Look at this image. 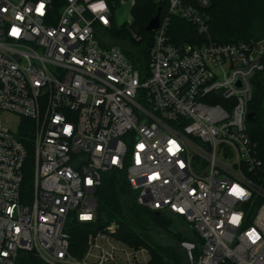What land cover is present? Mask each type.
I'll list each match as a JSON object with an SVG mask.
<instances>
[{
	"label": "built area",
	"instance_id": "2783aa9c",
	"mask_svg": "<svg viewBox=\"0 0 264 264\" xmlns=\"http://www.w3.org/2000/svg\"><path fill=\"white\" fill-rule=\"evenodd\" d=\"M156 1L163 10L141 69L105 33L136 0H0V264H17L21 252L47 264H149L150 249L118 239L115 222L90 232L83 248L71 245L69 221L97 223V192L113 169L126 173L140 205L195 230L201 246L181 242L190 264H264V154L247 119L264 80V37L218 43L212 0ZM174 17L204 41L175 43ZM3 112L24 117L19 132Z\"/></svg>",
	"mask_w": 264,
	"mask_h": 264
},
{
	"label": "trees",
	"instance_id": "16d2710c",
	"mask_svg": "<svg viewBox=\"0 0 264 264\" xmlns=\"http://www.w3.org/2000/svg\"><path fill=\"white\" fill-rule=\"evenodd\" d=\"M160 7L163 10V6L156 0H136L132 8L131 25L129 27L127 24L121 27L114 25L105 31L109 36L108 44L122 47L128 57L141 69L148 64L154 37L153 32L147 30V25L158 14ZM209 15L212 38L218 43L264 37V0H212ZM134 31L142 36L141 40L138 41L133 37ZM170 33L177 44L204 41V36L199 33L195 25L179 17L173 18ZM255 88L256 93L250 104V110L256 113L257 119L248 122V131L260 153L264 154V80L258 81ZM21 138L29 150V158L25 165V187L29 190L33 184L34 174L32 132L25 128L21 131ZM137 195V192L131 188L124 171L113 169L105 172L102 185L97 192L99 203L97 223L73 222L69 226L73 249L74 246L83 248L88 234L95 231L98 226L115 222L118 226L116 234L118 239L134 247L147 246L150 249L152 259L149 264H190L181 242L190 239L201 246L202 240L195 230L180 217L188 225L193 236L179 235L172 227L171 217L165 212L157 215L156 211L140 205ZM155 227L166 230L169 235L168 242L156 238L152 233ZM17 264L47 263L35 252H21Z\"/></svg>",
	"mask_w": 264,
	"mask_h": 264
},
{
	"label": "rangeland",
	"instance_id": "374dc122",
	"mask_svg": "<svg viewBox=\"0 0 264 264\" xmlns=\"http://www.w3.org/2000/svg\"><path fill=\"white\" fill-rule=\"evenodd\" d=\"M115 21H116V25L118 27H121V26L126 25V24L128 27L131 25L130 22L133 21V12H132V8L130 7V5L121 6L120 8H118L116 10ZM255 93H256V88H255ZM1 117L4 120V123L12 131H14L16 133L19 132L20 126L23 123V121L25 120L24 117H22L18 114H15V113H11V112H3L1 114ZM165 214L167 216L171 217L172 227H174L178 231L179 235H181V236H193L192 231L188 229V225H186V223L180 217L172 216L170 213H166V212H165ZM72 223H73V221L70 220L68 223V227L71 226ZM111 223H113V222H111ZM152 233H154V235L156 236V238L158 240L168 242L167 238L169 239V237H168L169 235H167L165 229H161V228L159 229V228L155 227V229H154V231H152Z\"/></svg>",
	"mask_w": 264,
	"mask_h": 264
},
{
	"label": "clouds",
	"instance_id": "9594fccd",
	"mask_svg": "<svg viewBox=\"0 0 264 264\" xmlns=\"http://www.w3.org/2000/svg\"><path fill=\"white\" fill-rule=\"evenodd\" d=\"M41 5H43V8H41ZM44 7H45L44 4L41 2L36 8V12L40 15H43L44 14ZM98 7L102 8V7H104V5L100 4V5H98ZM17 19H22V17L18 16ZM20 33H21V29L13 26V28L11 29L10 35L18 38L20 36ZM235 188H238L239 192L242 193V194H236L237 196L242 197L243 195H245V193L243 192V190L239 186H235ZM232 191H233V189H232ZM9 211H11V210H9ZM248 235L252 239L253 243H255L257 240L260 239L259 235L254 230L251 231Z\"/></svg>",
	"mask_w": 264,
	"mask_h": 264
},
{
	"label": "water",
	"instance_id": "95a60500",
	"mask_svg": "<svg viewBox=\"0 0 264 264\" xmlns=\"http://www.w3.org/2000/svg\"><path fill=\"white\" fill-rule=\"evenodd\" d=\"M159 23H160V9H159V13L150 20L149 24L147 25V30L154 31L159 26ZM247 119L249 122L255 121L257 119L256 113L253 111H250L248 113ZM156 214L159 215L160 211H156ZM102 228L103 226L99 227V229H102Z\"/></svg>",
	"mask_w": 264,
	"mask_h": 264
},
{
	"label": "snow or ice",
	"instance_id": "6c2138e0",
	"mask_svg": "<svg viewBox=\"0 0 264 264\" xmlns=\"http://www.w3.org/2000/svg\"><path fill=\"white\" fill-rule=\"evenodd\" d=\"M41 8H43V5H41ZM172 143V148L170 149V151H173V150H178V146L175 144V142H171ZM89 183H91V181H89ZM233 192L234 194H242L239 192V189L238 188H233Z\"/></svg>",
	"mask_w": 264,
	"mask_h": 264
}]
</instances>
